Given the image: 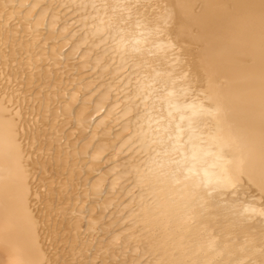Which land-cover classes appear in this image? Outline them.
<instances>
[{"label":"bare ground","instance_id":"6f19581e","mask_svg":"<svg viewBox=\"0 0 264 264\" xmlns=\"http://www.w3.org/2000/svg\"><path fill=\"white\" fill-rule=\"evenodd\" d=\"M13 1L0 0L1 25L9 26L15 16L22 22L28 19L25 34H35L36 40L44 28L55 32L62 19L59 9L47 15L52 5L78 7L82 28L67 25L47 51L60 58L71 41L84 33L81 42L65 54V65L70 66L69 61L86 45L79 72L89 64L105 80L114 74L112 81L96 90V82L81 75L74 82L75 91L68 94L66 115L82 91L92 93L83 103H92L93 113L88 115L87 104L77 120L92 125L93 136L110 119L118 124L137 111L125 128L128 137L124 139L122 132L113 142L124 139L115 157H122L130 147L133 158L102 171L86 195L100 193L108 178L110 194L123 180L134 184L135 207L130 208L133 200L124 198L119 210L122 215L129 208L125 219L131 224L130 239L135 237L149 253L151 264H264V0H47L50 5L41 11L37 9L46 0ZM3 7H8L7 13ZM23 7H28L25 14L20 11ZM3 27L0 35L5 33ZM72 27L76 29L72 38L63 42ZM14 30L12 35L17 37ZM101 46L104 50L94 57L91 49ZM5 50L0 49V264H54L58 251L52 255L47 245L57 237L45 193L54 189V179L40 188L32 176L39 162L31 160L36 139L29 129L34 126L11 85V80L17 82L14 71L5 69L9 59L14 65L17 55L9 57ZM124 71L128 73L119 79L120 87L116 78ZM123 94L126 97L119 102ZM95 113L101 117L94 118ZM107 128L92 151L88 152L89 141L79 146L81 158L90 159L92 169L110 161H101L112 142V128ZM72 176L62 179L63 186L73 182ZM246 185L258 195L248 197L256 191L247 192ZM109 197L93 212L106 211L113 203ZM56 209L66 206L59 203ZM94 215L91 226L97 222ZM73 229L79 236V222ZM125 234L115 232L104 244L113 249L122 238L128 242Z\"/></svg>","mask_w":264,"mask_h":264},{"label":"rangeland","instance_id":"374dc122","mask_svg":"<svg viewBox=\"0 0 264 264\" xmlns=\"http://www.w3.org/2000/svg\"><path fill=\"white\" fill-rule=\"evenodd\" d=\"M18 1L20 2L21 0H14L13 2L17 4ZM49 5L50 3L46 0L38 7L37 10L41 11L42 9L48 7ZM27 6L29 7V5ZM52 6L49 9L47 15H50L53 12V9L54 11L59 9L61 10L60 13L62 19L57 25L55 32L50 33L44 28L43 34L39 36L37 40L35 34L32 35V37L31 36L28 37L29 33L27 36H26L27 33L25 34L28 19L27 20L24 19L23 20L24 22H22V20L20 21L17 18V16H15L9 22L10 23L9 26H5V28L1 25L3 24V21L0 22V28L3 27L5 29V30L3 29V32L5 31V33L4 34L2 33L3 35L2 34L0 35V38L2 39L0 41L1 42L0 44L2 45L0 46V49H6L5 50L6 55L8 56L9 54V57L12 55L14 56L17 55L16 56L17 59L15 60L14 65L11 66L12 62L9 59L7 64L9 66L5 67V69L7 68L6 70L10 73L14 71V73L12 74V78L14 75V77L17 78V82L16 80L14 81L11 80L12 81L11 85L13 87L15 86L14 89L17 90L18 96L20 98L19 105L22 108L23 113L26 114L27 116L26 119L29 120L31 126H34L32 127L34 129L32 128L29 129L30 131L29 133H32L33 131L34 134L32 133V135H35L37 137V138L35 136L33 137L34 139H36L34 141L35 145L33 146L34 147L33 150L35 151V153L33 154L31 160L33 161L36 159L37 161L39 160V162H41L44 159L43 163L45 167L41 168L39 164H42V162L41 163L38 162L37 163L38 167L36 170H34L32 176L34 175L33 177L36 178L35 181L38 182L37 185L38 187L40 186V188H43L44 184L53 181L54 179L53 181L54 189L51 191H46L45 193L46 195L48 193V195L46 196L47 201H51V207L53 212L49 221L51 222L52 225H55L54 232L56 233V237H57L55 241L56 240L57 241L53 242L54 241L53 240L52 242H48L47 247L50 248V250L52 251L51 252L52 255L54 252L58 251L56 256L54 255L56 257L55 259L56 261L54 262V264H67V262L68 264L70 263L72 264H151V257L150 255H148L149 253L148 254L145 253L143 246L140 247L139 243H137L136 240H134L136 239L135 237L130 239L133 232L129 230V227L131 225L129 219L128 221L125 219L129 208L126 209L124 212H122V215L120 214L121 212L119 210L121 207H124L123 205L124 200L125 201L127 200V202H129L134 199V195L137 192V189H133L134 184H132V182L130 181L123 180V182L120 183V186H118L117 188L118 190L116 189L114 194L112 193L113 194L112 195L109 193L108 190V186H109L108 185L109 178H108L105 181L106 183L104 182V185L100 193L93 195L90 194L86 195L87 192L88 193L91 192L88 190V188L90 189V183L95 181L101 175L102 171H107L117 165L122 166L125 164L124 163L125 161L127 162L128 160L133 158L132 156L133 154L131 155L130 152V147L124 149L125 152L122 153L123 154L121 155L122 157H117V156L115 157L114 155L117 151L116 149L119 147V145L122 144V141L128 137V133H126V131L128 132V129L125 128L131 122L132 118L135 116L134 113H136L137 111L132 113L131 117L128 116V118L126 119L123 118L121 122L118 121V124H116L117 123L116 120L110 119L106 125L108 128L107 127L101 128L99 132L96 134L97 136L94 135L95 137L91 133L92 125L91 126L85 125L84 123H80L77 120L78 113L81 111L82 107L83 106L86 107L87 104H89V106H87L86 108V110L88 109L87 110L88 112L86 110L85 111L88 113V115L90 114L89 116L92 115L93 113L92 103H85V104L83 103L84 98H88L91 96L92 94L91 92L86 94L84 91H82L81 95L77 100L78 102L76 101V103L73 105L74 107L71 109V111L73 112L71 113V111L69 110L70 112L68 113V115H66L67 113L63 112V109L64 110L66 109L65 108L66 104H69L68 94L70 95L71 92L75 91L74 86L76 87V85L74 82L79 80L80 79L79 77L81 75L85 76L84 77L85 81H94V83L96 82L93 88V90H96L97 88H99L100 84L108 83L109 81H112L114 74L111 73L109 74V76L107 77L105 76V78H107V80H105L104 77L99 75L101 72H98L97 74L94 73L93 69H91V66H89V64L88 67L85 68V70L83 69L82 72L81 71L79 72L80 69L79 67H81V65L83 64V62L80 61L81 59L80 57H82L84 51H86L85 50L87 48L86 45L85 47L82 46L83 48L79 47L80 49L76 54L77 56L71 59V61H69L70 66L65 65L68 64V59L66 58L65 54L67 53V51L69 52L77 43L81 42V38L83 37L84 33H81L83 35L79 33L80 35H77L76 39H73L74 41H71L70 43L71 46L65 49L64 53L60 54L61 56L60 58L57 55H56L57 57H54L53 53L47 51L46 48L48 47L49 50V46L56 42V40L58 39V35L67 25L75 23L74 25H77L78 27L77 29L82 28V26H79L80 23L77 22L80 21L82 18V11H80L78 7L72 8V6L67 5L69 7L65 6L66 8L65 7L58 8V5L56 4H54L55 6V7L53 6L54 8ZM28 7H25V9L23 7L20 9V11H22L23 14H25ZM3 8L4 11L7 13L8 7L7 8L3 7ZM74 25L73 27L76 28V26ZM73 27L68 31V33H66L67 36L64 34V38L62 39L63 42L68 41L72 38L71 36L72 33L76 31V29H74ZM13 30L15 32L18 31L17 37L16 35L15 36L12 35L14 34ZM5 35L6 37H4ZM8 39L10 41H8ZM33 40H36L35 43L33 42ZM4 41L5 43L8 42L9 43L5 44ZM44 45L46 46L45 49H44ZM29 46L30 48H28ZM104 48L105 46H103L102 48L99 47L98 49L100 50L91 49L93 50V53H95L94 57L97 55L99 51L104 50ZM101 54L102 55L105 54L104 51ZM105 56L107 58L109 57V55L108 56L105 55ZM38 58L40 59L38 60ZM107 58H105V62L107 61ZM31 59H32V64L30 63ZM28 61L31 65L29 63H26ZM28 65H30V67ZM9 67L12 69V71ZM16 71L17 73H15ZM127 73L128 72L126 71L120 73L123 75L117 77L116 81L120 83L119 79L120 78L123 79ZM108 77L111 78L109 79ZM119 85L120 87H123L122 83H120ZM56 86L57 87L60 86L57 89L58 92H56L55 90ZM18 88H20V90H18ZM60 89L65 91L64 92L61 90L62 93H64L63 95L58 94L61 92ZM55 93H57L59 96L57 97L56 96L57 94ZM121 96H120L121 98L118 100L119 102H122L125 99L126 94H123ZM36 97L38 98L36 99ZM94 98H96V96ZM94 98L93 100H95ZM46 99L52 102L49 104V101H46ZM21 100H23L22 103ZM110 100L109 102H112L115 99L113 97ZM24 103H25V107H24ZM49 105L51 106L49 111H47L46 108H48ZM90 106L92 107V109ZM88 107H90V109ZM60 111H62L61 115L59 114ZM93 117L100 118L101 113H95L93 114ZM106 128L107 129L112 128L111 130H109L110 131L109 135L111 134L114 137L110 135L112 138L111 146L107 149V152L104 154L101 161L105 163L109 161L110 158V161L108 162L109 164L107 163V165L102 166V168L98 170H97L98 166L97 168L94 167L95 169H92L93 167L90 159L89 161L87 160L88 162H86L84 161V159L81 158L79 146L89 141L90 145L91 143L92 145L88 148V152L92 151L96 145L102 142L101 135L103 132L106 131ZM122 132H124L126 136H124L125 134ZM121 133L124 135H122ZM118 134L119 135L121 134L124 139L121 138L123 140L122 141L120 140L118 144L116 143L118 145L116 146V144L113 142L118 141L116 138ZM30 137H32L31 134ZM40 145H42L43 148L42 150L39 151L38 149L41 147ZM74 149H76L78 155L76 154V151ZM44 155H46L45 158H43ZM111 157L114 158V161L111 160L112 159ZM64 160L65 162L68 163V164L66 163L67 165L64 163ZM90 166L92 168H90ZM74 172L75 174H73ZM70 174L74 176L73 182L71 181L72 180L71 177H70V181L72 183H74L75 181L76 186L75 184H70L71 182L63 186L62 183H64V181L62 179H67V177L70 176ZM245 187L247 188V189L245 188L247 192H251L249 191L251 188H252L251 189L252 192L256 191L255 188L253 189V187L251 186L246 185ZM61 190L62 192H60ZM257 195L258 192L256 191V193L255 192L253 194L251 193V195H249L248 197L257 196ZM108 196H110L109 197L110 202L111 201L113 202L111 203L112 204L110 206L111 208L109 207L110 209L108 208L106 211L104 210L103 211L104 213L101 211L102 209L100 210L96 209V211L93 212L95 206L102 205ZM60 199H63V201H61L63 204L59 202ZM65 200L67 201L66 204L64 203ZM134 201L135 200H133V202ZM118 202L119 203L122 202L121 205ZM59 203L60 205H65L66 209L58 211L56 207L58 206ZM82 205H84L85 207L84 208L82 207V211L79 212V208ZM135 205L136 203L134 202L130 206V208H134ZM115 210L117 211L114 212ZM91 213H95L94 216L97 219L96 220L97 222L95 221L96 224L94 226H93L94 223H92V226L89 224L90 223L89 219H91ZM113 213H117L114 214L116 216H114ZM44 214H46L45 211ZM77 222H79L80 234H78L79 236L75 237L77 231L75 229L71 231V228L73 224ZM123 223L126 224L124 225ZM115 232L118 233L125 232L126 233L125 236L127 235L126 237L127 240L129 239V241L127 242L125 239L122 238V240H120L121 242L118 243L117 246L114 245L112 249L111 247H109V245H105L104 243L109 242V237H111ZM74 238H77L78 241H75ZM62 239H65L67 243L65 244L61 242ZM126 242L128 245L124 246L123 244ZM64 261L67 262L64 263Z\"/></svg>","mask_w":264,"mask_h":264}]
</instances>
